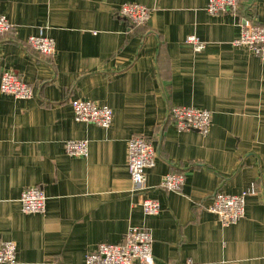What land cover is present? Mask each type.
<instances>
[{
    "label": "crops",
    "instance_id": "1",
    "mask_svg": "<svg viewBox=\"0 0 264 264\" xmlns=\"http://www.w3.org/2000/svg\"><path fill=\"white\" fill-rule=\"evenodd\" d=\"M208 0H0L12 24L0 37V78L16 73L33 95L0 92V241L16 246L14 264H84L96 246L121 244L130 228L151 232L154 264H264V63L233 45L243 19L264 25V0L210 15ZM124 3L150 10L133 27L115 15ZM54 40L47 58L27 38ZM205 44L196 52L186 42ZM107 105L112 123L77 122L71 102ZM173 106L208 110L207 136L178 132ZM144 136L156 152L135 190L127 141ZM68 140L87 142L68 156ZM184 177L179 192L160 187ZM42 188L45 211L25 214L20 197ZM245 198L244 217L222 225L209 212L215 193ZM144 198L159 202L145 215Z\"/></svg>",
    "mask_w": 264,
    "mask_h": 264
},
{
    "label": "built area",
    "instance_id": "2",
    "mask_svg": "<svg viewBox=\"0 0 264 264\" xmlns=\"http://www.w3.org/2000/svg\"><path fill=\"white\" fill-rule=\"evenodd\" d=\"M240 0H208L205 10L210 15L231 12L239 7ZM115 15L127 20L133 27L145 25L150 18V10L138 3L120 5ZM239 37L233 45L246 48L260 62L264 63V25L253 24L248 19L241 23ZM12 24L0 15V37L10 32ZM186 42L193 46L196 52L201 51L205 44L196 36H189ZM27 44L37 53L52 58L55 53L54 40L45 36L40 30L37 35L29 36ZM0 92L15 98L28 100L33 95L32 88L24 83L14 72H3L0 78ZM75 121L108 128L113 119V112L107 105H99L87 100L71 102ZM170 119L178 132L196 131L207 136L211 126V114L208 110L191 106H173L169 111ZM64 151L68 156L85 157L87 142L83 140H68L64 143ZM156 152L149 141L142 135H134L127 141L126 163L130 180L135 190L143 188L146 182V170L154 167ZM184 177L178 173H167L160 181V187L167 191L179 192L182 189ZM253 194V190L241 194L230 195L222 192L214 194L209 212L215 214L224 225L237 223L244 217L245 198ZM46 197L42 188L31 186L23 190L20 197L21 210L25 214H37L45 211ZM141 208L145 215L159 213L160 205L155 199L144 198ZM152 235L147 229L130 228L124 235L121 244H99L95 250L87 254L84 264H154L151 251ZM16 261V246L10 241H0V264H14ZM183 264H195L188 259Z\"/></svg>",
    "mask_w": 264,
    "mask_h": 264
}]
</instances>
